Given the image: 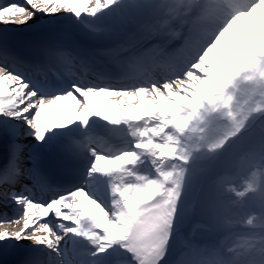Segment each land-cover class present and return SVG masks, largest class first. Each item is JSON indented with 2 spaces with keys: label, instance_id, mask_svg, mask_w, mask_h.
<instances>
[{
  "label": "snow or ice",
  "instance_id": "obj_1",
  "mask_svg": "<svg viewBox=\"0 0 264 264\" xmlns=\"http://www.w3.org/2000/svg\"><path fill=\"white\" fill-rule=\"evenodd\" d=\"M144 7V0H0V25L28 24L38 14L60 18L61 12L78 25L70 32L51 26L24 53L0 47V227L22 224L0 231V252L29 241L36 247L25 264H100L113 253L124 259L112 264H223L218 246L177 236L194 210L195 181L206 168L189 178L184 140L213 110L230 108V96L221 105L208 94H227L234 86L238 73L225 79L223 72L243 54L240 39L262 31L264 0H165L157 23L130 31L129 14ZM184 20L191 27L181 36L175 27ZM177 36L183 43L170 47ZM83 38L116 42L85 49L78 44ZM97 98L106 106L97 108ZM93 118L124 126L130 147L108 154L71 136L62 143L56 135L76 124L86 131ZM247 131L237 122L217 145V157ZM85 148L93 157L89 176L107 179L106 204L84 187L66 191L55 183L52 163L70 161ZM37 189L53 195L43 202L32 195ZM255 192L253 180L244 191L216 184L197 201L202 227L250 247L256 234L243 227L237 209ZM258 200L264 216V194ZM13 204L18 215L9 217ZM49 217L59 221L55 228ZM76 243L83 246L79 256L68 247ZM177 248L187 251L170 259Z\"/></svg>",
  "mask_w": 264,
  "mask_h": 264
},
{
  "label": "rangeland",
  "instance_id": "obj_2",
  "mask_svg": "<svg viewBox=\"0 0 264 264\" xmlns=\"http://www.w3.org/2000/svg\"><path fill=\"white\" fill-rule=\"evenodd\" d=\"M259 27L263 35L249 32L246 37H242L240 44L244 47L243 54H239L238 51L233 53L234 57L239 54V59L234 58L231 61V68L223 72L225 79L229 78L231 71L238 73V78H233L234 86L226 90L227 94L221 93V96L208 94L221 105L230 96V108L227 111L213 110L207 117V123H199L197 128L185 136L184 142L188 145L191 153V163L184 165L189 169V178H191L194 170L206 167L204 173L198 176L195 181L194 190L197 192V201L204 194L210 193L214 186L221 182L234 186L238 191H243L241 189L242 184L247 186L248 182L253 180L254 186L260 188L261 179L264 175V160L261 159V154L256 155L253 163L244 161L245 165H240V168L236 167L238 159L233 165L231 163L235 156H240L243 160L248 149L253 147L262 149L264 147V21L260 22ZM248 42H251V47H248ZM236 47L233 45V48ZM236 65L245 66L249 72L246 73L250 76L242 75ZM237 122L246 127L248 131L233 147L228 148L217 157V145L231 136ZM208 157L213 159L209 160ZM208 168L210 171L207 174L205 172ZM202 184L208 188L203 189ZM248 196L250 193L247 194ZM225 198L228 200L236 199L231 193H225ZM197 201L192 202L194 210L185 224L178 230L177 235L181 238L185 235L187 239L195 241L198 239L196 232L203 233V224L197 216L199 212L195 210L198 207ZM186 227H189L188 232L182 233ZM203 236V238L207 237L206 235Z\"/></svg>",
  "mask_w": 264,
  "mask_h": 264
},
{
  "label": "clouds",
  "instance_id": "obj_3",
  "mask_svg": "<svg viewBox=\"0 0 264 264\" xmlns=\"http://www.w3.org/2000/svg\"><path fill=\"white\" fill-rule=\"evenodd\" d=\"M195 2L200 3L201 0ZM164 3L165 0H144L142 14L132 22V26L139 29L144 25L157 23L165 14L166 10L161 7ZM190 27L186 20L177 21L175 31L183 36ZM181 36L179 41L183 43ZM243 227L256 234L251 238L254 243L250 247H244L238 239H231L224 234L215 236L216 239L206 246L219 247L223 264H264V216L252 212L243 220ZM185 251L187 250L182 249L179 255Z\"/></svg>",
  "mask_w": 264,
  "mask_h": 264
},
{
  "label": "bare ground",
  "instance_id": "obj_4",
  "mask_svg": "<svg viewBox=\"0 0 264 264\" xmlns=\"http://www.w3.org/2000/svg\"><path fill=\"white\" fill-rule=\"evenodd\" d=\"M41 18V17H40ZM133 29L135 30V28L133 27ZM264 31V30H263ZM253 33L255 32V34L257 35H263V32L262 31H260L259 32V29H257L256 28V31H252ZM257 38V37H256ZM236 68L238 69V71H240V73L242 74V75H244V76H250L248 73V71H247V69H246V67L245 66H243V65H236ZM246 72H248V73H246ZM230 74H231V72L229 73V77H230ZM251 75H252V73H250ZM233 79V78H232ZM215 96H221L220 94L219 95H215ZM106 106V105H105ZM107 130H109L110 132H112L110 129H108V128H106ZM58 131H60V130H56V132H58ZM114 137H117L118 136V134L117 133H115V132H113V134H112ZM205 173H209V172H205ZM261 194H264V187H260L259 189H258V196H260ZM200 217V219H202L203 220V217H201V216H199ZM19 227H22V224L21 225H19V226H16V228L14 229V231H16V229L18 230L19 229ZM3 230H5V229H1L0 231H3ZM7 230H9V231H13V229H7ZM203 230V234H205V233H207L206 231H205V229H202ZM201 238H203V237H201ZM205 238H207V239H209L210 241H214L215 239H216V237L215 236H207V237H205ZM21 242H23V241H21ZM20 242V243H21ZM31 246H32V243L30 244ZM10 251V250H9ZM8 252V251H7ZM8 254H10V253H5V255H8ZM0 257H1V254H0ZM14 258V256L9 260L10 262H11V260ZM2 261V258H0V262Z\"/></svg>",
  "mask_w": 264,
  "mask_h": 264
}]
</instances>
